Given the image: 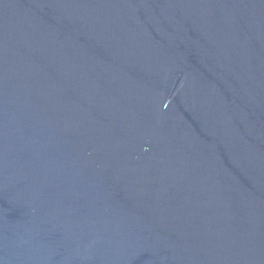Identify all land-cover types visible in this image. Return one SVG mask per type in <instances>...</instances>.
<instances>
[{
  "label": "water",
  "instance_id": "95a60500",
  "mask_svg": "<svg viewBox=\"0 0 264 264\" xmlns=\"http://www.w3.org/2000/svg\"><path fill=\"white\" fill-rule=\"evenodd\" d=\"M0 264H264V0H0Z\"/></svg>",
  "mask_w": 264,
  "mask_h": 264
}]
</instances>
